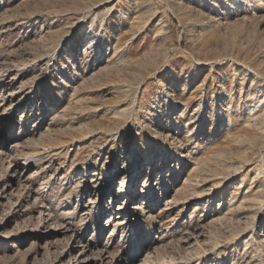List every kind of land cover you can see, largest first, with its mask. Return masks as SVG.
<instances>
[{"label": "rangeland", "instance_id": "rangeland-1", "mask_svg": "<svg viewBox=\"0 0 264 264\" xmlns=\"http://www.w3.org/2000/svg\"><path fill=\"white\" fill-rule=\"evenodd\" d=\"M3 131L0 264H68L78 239L104 264H264V0H0ZM138 154L151 211L103 228L88 180L125 162L127 188Z\"/></svg>", "mask_w": 264, "mask_h": 264}, {"label": "bare ground", "instance_id": "bare-ground-1", "mask_svg": "<svg viewBox=\"0 0 264 264\" xmlns=\"http://www.w3.org/2000/svg\"><path fill=\"white\" fill-rule=\"evenodd\" d=\"M25 33L31 34L33 32L28 27V29H26ZM95 42H93V40L91 38L86 39L85 41H83L81 43V45H79L78 49L76 50V53L82 54V53L88 52L90 54V58H93L94 56H96V52L100 48V46H97V42L96 43ZM16 111L22 112L21 118L23 117L24 119H29V116H31L33 114L32 102L29 98V95L21 96L20 100L17 101V105L15 106L14 110H12L10 118L8 119L7 123L4 124L5 128H14L15 127L17 122L15 120H12V115H15ZM1 134H3V135L1 136L0 146L6 147L9 145V143H11L10 145H12V146L10 149L14 151V149L16 148V145L15 144L13 145V141H14L13 135L10 133L6 134V132H4V131ZM142 160L143 159L141 157H139V154L136 155L135 169L133 170V176L131 177L132 179L129 182L130 185L127 188H126V183H124V181H123V178H124L123 175H124V172L126 170V164H124L125 162L115 164V167L111 170V172H109L107 174L105 173L106 174L105 176L99 175V177H95L96 176L95 173L91 174V178H90V180H88L89 183L91 184V186H94L96 184V185H99L101 187L102 183H100L99 181L105 180L102 184L103 187L101 189L97 190L96 194L93 195L96 199L94 198L95 200H93V202L92 201L88 202L89 207H90V205H91V207H94L97 204V210L95 211V213L98 216L102 215V213H103V217H104V208L107 210L108 216H107V219L103 222V224H105V225H103V228H105L106 226H111L116 220H121L122 222L125 223V225L130 226L131 229H133L134 228L133 226L136 222L135 221L136 216H142L143 217L144 216L143 214L148 215V212L151 211L150 203L153 200L152 199L153 196H156V193L158 192V184H157L158 178L155 177L154 173H153V175L151 174L152 171H156V167H155L156 163L155 164H154V162L149 163V165L147 167V174H146V169H144L141 165ZM165 162H166L165 163L166 165H164V167L168 166L167 161H165ZM14 167L15 168H13L12 173L9 177L12 179L16 178L18 176L23 177L27 173V171L29 170L28 166L25 165V163H22L21 165L16 164ZM164 167H163V169H164ZM159 169H161V167H159ZM117 172L121 173V175L119 177L120 178L119 182L117 183L118 188L115 191V194H113V196H112L113 198L108 201L107 205H105L104 199H103L104 190L106 192L107 189L108 190L111 189L112 183L114 184L113 179H114V177H116ZM141 174H145L143 176V180L141 181V188L137 194L136 193L134 194L133 192H131L130 189L134 186L135 180ZM134 175H135V177H134ZM147 177L151 178V181L148 180ZM87 192L90 193V191H86V193ZM86 193H85V195H86ZM137 198H141V205L140 206H138V205L137 206L136 205L128 206L127 205L128 200L133 202ZM116 205H117V209H114L116 207ZM116 213H117V215L115 216ZM143 220L140 219L139 222L143 223L144 222ZM60 227L57 229L56 232L46 234V235L47 236L49 235L52 237V235H54L56 233H58V234L68 233L69 230H67L65 227H61V228ZM61 230H63V231H61ZM78 241H79V239H78ZM78 241L72 242L71 246L69 247L71 252H74L76 249L77 250L80 249V250L75 255V260L72 261L69 258L68 264H72V262H74L73 264H92L93 262L95 264H104V260L106 258L104 257V253L102 252V250H101V252L100 251L95 252V257L92 256L93 258L85 257V255L87 253L94 252L93 248L95 246L91 247L88 244L83 245L82 243H79L81 240L79 242ZM95 249H97V248H95ZM83 256L85 258H81ZM139 257H140L139 253H135L133 255V257L131 255V258L130 257L126 258V261L127 262L130 261V259H133V261H137L139 259ZM108 260H110V259L108 258Z\"/></svg>", "mask_w": 264, "mask_h": 264}]
</instances>
